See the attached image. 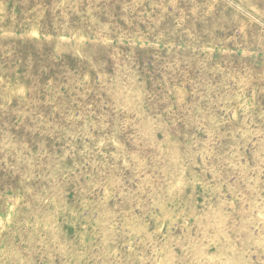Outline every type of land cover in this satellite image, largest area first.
Wrapping results in <instances>:
<instances>
[{
    "label": "rangeland",
    "instance_id": "1",
    "mask_svg": "<svg viewBox=\"0 0 264 264\" xmlns=\"http://www.w3.org/2000/svg\"><path fill=\"white\" fill-rule=\"evenodd\" d=\"M0 264H264V0H0Z\"/></svg>",
    "mask_w": 264,
    "mask_h": 264
}]
</instances>
